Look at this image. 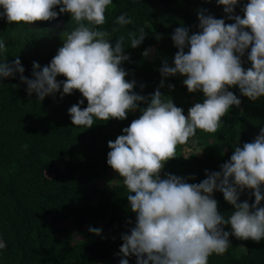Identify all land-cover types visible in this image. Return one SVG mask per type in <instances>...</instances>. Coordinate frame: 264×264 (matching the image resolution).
<instances>
[{"label":"clouds","instance_id":"clouds-1","mask_svg":"<svg viewBox=\"0 0 264 264\" xmlns=\"http://www.w3.org/2000/svg\"><path fill=\"white\" fill-rule=\"evenodd\" d=\"M215 2L233 22L226 24L223 18L201 11L198 32L189 35L185 27L175 28L171 41L177 51L172 65L161 64L160 84L145 97L133 91L135 81L126 80L121 67L129 61L124 49L142 43L144 28L116 36L113 45L112 34L132 24V18L122 12L110 31L97 27L105 23L112 0H0V19L8 24L32 26L36 21L55 20L58 7L59 14L67 13L75 25L63 32L62 45L46 66L32 62L31 79L23 75L16 58L10 64L0 59V80L19 74L27 94L35 93L38 101L58 90L61 97L78 90L86 107L81 108L83 100H78L67 113L73 126L85 129L94 120H124L138 104L146 105L137 119L121 129V135L107 142L106 164L121 178L135 217L134 226L120 237L118 264H128L129 256L135 257V264H208L211 255L225 253L229 235L255 242L264 239V126L251 142L235 147L219 171L205 170L199 183L172 174L160 176L164 163L176 156L177 145L185 144L197 130L216 132L225 113L241 104L229 91L232 86L249 101L264 98V0H247L242 16L233 15L240 0ZM6 50L0 38V57ZM246 50L250 67L244 68L241 58ZM150 51L145 48L141 55L148 57ZM176 75L184 77L187 92L204 97L188 108L187 115L160 91L164 79ZM57 76L65 79L58 81ZM214 191L231 205L227 217L218 211ZM246 191L254 197L251 205L247 200L238 202ZM88 231L99 235L101 229L89 226ZM4 248L0 239V250Z\"/></svg>","mask_w":264,"mask_h":264},{"label":"trees","instance_id":"trees-1","mask_svg":"<svg viewBox=\"0 0 264 264\" xmlns=\"http://www.w3.org/2000/svg\"><path fill=\"white\" fill-rule=\"evenodd\" d=\"M246 2L240 0L233 15L242 16ZM54 10L58 12L55 20L36 21L32 26L0 19V38L7 49L0 59L10 64L19 58L28 79L32 78V62L46 66L62 45L63 32L75 26L67 13L59 14L58 7ZM201 11L223 18L226 24L233 22L225 18L215 0H112L105 11V23L97 27L110 31L112 21L122 12L132 18V24L112 34L113 45L116 36L144 28L142 43L124 49L129 61L121 67L127 73L125 79L135 81L133 91L148 97L160 84L161 64L172 65L177 51L171 41L174 29L185 27L189 35L198 32L197 13ZM145 48L152 50L148 57L141 55ZM247 51L241 58L244 68L250 67ZM183 79L180 75L165 78L160 91L187 115L188 108L204 97L200 92H187ZM229 91L241 104L225 113L216 132L197 130L185 144L177 145L176 156L160 171L162 179L172 174L187 183H199L205 170L219 171L235 147L259 134L264 126V98L249 101L235 86ZM78 100H83L78 90L63 97L58 90L38 101L35 93L27 94L19 74L0 80V239L5 243L0 264H118L121 258L120 237L134 226L135 217L122 183L107 187L100 181L112 171L106 164L107 142L121 135V129L137 119L146 105L138 104L124 120H94L85 129L73 126L67 113ZM86 104L83 100L80 107ZM213 198L221 214H231L232 207L221 193L214 191ZM244 200L251 205L254 197L250 191L241 193L238 202ZM89 226L100 228V234L90 233ZM229 242L225 253L211 255L208 264H264V239L255 242L229 235ZM127 259L128 264H135L133 256Z\"/></svg>","mask_w":264,"mask_h":264},{"label":"rangeland","instance_id":"rangeland-1","mask_svg":"<svg viewBox=\"0 0 264 264\" xmlns=\"http://www.w3.org/2000/svg\"><path fill=\"white\" fill-rule=\"evenodd\" d=\"M35 24H36V22L33 23V25H35ZM119 183H122L121 178L113 170L109 173L108 178H106L103 181H100L101 186H107V187H113ZM134 260H135V257H134Z\"/></svg>","mask_w":264,"mask_h":264}]
</instances>
